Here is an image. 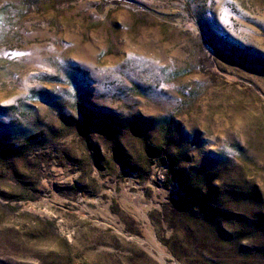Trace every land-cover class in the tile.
Segmentation results:
<instances>
[{"label": "rangeland", "instance_id": "1", "mask_svg": "<svg viewBox=\"0 0 264 264\" xmlns=\"http://www.w3.org/2000/svg\"><path fill=\"white\" fill-rule=\"evenodd\" d=\"M0 264H264V0H0Z\"/></svg>", "mask_w": 264, "mask_h": 264}]
</instances>
